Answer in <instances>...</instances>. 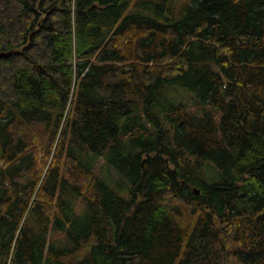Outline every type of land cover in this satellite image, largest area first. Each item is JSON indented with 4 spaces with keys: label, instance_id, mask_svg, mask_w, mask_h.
<instances>
[{
    "label": "trees",
    "instance_id": "1",
    "mask_svg": "<svg viewBox=\"0 0 264 264\" xmlns=\"http://www.w3.org/2000/svg\"><path fill=\"white\" fill-rule=\"evenodd\" d=\"M0 264H264V0H0Z\"/></svg>",
    "mask_w": 264,
    "mask_h": 264
},
{
    "label": "rangeland",
    "instance_id": "2",
    "mask_svg": "<svg viewBox=\"0 0 264 264\" xmlns=\"http://www.w3.org/2000/svg\"><path fill=\"white\" fill-rule=\"evenodd\" d=\"M179 1H183V0H179ZM192 98L186 94H183V98H182V102H184L185 104H187L188 106L191 105L192 103ZM84 152H89L87 149L83 150ZM90 153V152H89ZM91 155H93L92 153H90ZM81 158L83 159L82 155ZM93 163L95 164L94 166L96 167V170L99 172V174L103 177V179L105 180L107 177L109 179H107V181L112 183H119L118 181L122 182V178L119 177L118 173L115 172L111 167L105 166L104 162H102L101 159H93ZM78 208L79 210H86V207L83 206V204L79 203L78 204ZM53 240H56V238H53Z\"/></svg>",
    "mask_w": 264,
    "mask_h": 264
}]
</instances>
